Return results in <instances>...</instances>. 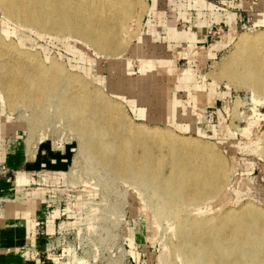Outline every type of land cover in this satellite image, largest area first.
<instances>
[{"label":"rangeland","instance_id":"1","mask_svg":"<svg viewBox=\"0 0 264 264\" xmlns=\"http://www.w3.org/2000/svg\"><path fill=\"white\" fill-rule=\"evenodd\" d=\"M74 1H67L68 5L72 6ZM82 1V9L87 7L96 11L103 6L102 18L115 14L109 10L108 0ZM139 1L133 9V20L129 22L134 32L132 29L128 31L130 34L122 32L121 51L111 53L104 52L96 44L87 45L89 42L86 44L82 37L79 39L67 32L47 33L40 28H25L0 10V52H5L0 53L4 54L0 56V72H3L0 84H6L9 79L20 81L21 91L28 89L29 97L35 98L43 94L41 104H44L39 109L37 103L22 96L20 90L17 97L12 98L16 103L4 93V98L0 95L4 116L18 126L30 147L47 144L53 150L66 145L74 148L70 168L56 173L63 178L61 183L67 186L71 195L68 198L58 195L56 199L65 200L62 204L58 202V209H66L72 204V211L58 220L68 221L61 241L68 255L57 251L61 259L58 264H74L79 260L85 264H185L174 252L172 244L178 228L174 220L156 217V198L152 188L134 180L115 178L109 167L87 155L82 145L85 141L74 132L79 124L77 115L71 110L65 113L63 106L64 97L74 99L81 94L83 86L91 91H100L110 101L121 105L125 119L135 126L143 123L150 127L170 128L177 137L186 136L192 141L210 145L211 150L220 155L221 161L215 162L222 179H227L223 193L227 197L222 194L218 197L222 200L209 201L211 205L216 204L212 207L224 204L222 209L225 210L251 204L264 210V121L257 119L258 113L264 114V96L255 94L248 84L234 85L223 74L224 63L236 55L243 38L264 33V0ZM150 20L162 29L176 25L185 30H188L190 20H206L208 31L207 37L195 47L165 50L172 63V71L161 72L160 80L154 82L156 87L146 84L141 93L138 89H131L135 81L144 77V70L140 67L142 58L133 55L132 48L151 25ZM201 46L205 47L201 49ZM211 53L214 54L209 56ZM54 63L62 65L64 72L56 70ZM164 65L157 70H165ZM55 71L56 75L53 74ZM165 74L168 76L162 78ZM185 76V87L177 88L178 78ZM52 88H56L55 92ZM139 109L143 110L140 112ZM37 175L39 178L34 179V187L45 191L40 185L42 180L55 174L38 172ZM218 200L222 201L221 204L225 200L229 204L217 205L220 203ZM195 208L197 206L191 208L192 212ZM132 250L139 254L137 259L131 254ZM46 261L53 264L47 257Z\"/></svg>","mask_w":264,"mask_h":264},{"label":"bare ground","instance_id":"2","mask_svg":"<svg viewBox=\"0 0 264 264\" xmlns=\"http://www.w3.org/2000/svg\"><path fill=\"white\" fill-rule=\"evenodd\" d=\"M67 1L69 0H0V10L9 19L16 21L25 28H40L47 33L49 31H57L61 34L67 32L78 38L82 37L87 41L83 40L86 44L89 42L87 45L96 44L105 50L104 52L109 51L111 53L120 50L122 47V40L124 39H121L122 36L120 37V35L122 32L131 31L132 24L130 25L129 22L133 20L131 18L134 14L133 9L140 2L139 0H108L111 14L113 12L115 14H112V17L102 18L105 10L102 5L101 8L94 11L87 7L82 9V0H75L72 6H69ZM207 31L205 26V38ZM132 32H134L133 29ZM142 35L138 39L139 42H141ZM130 36L128 35V37ZM204 47L201 46V49ZM37 54L36 57H38ZM132 54L142 58L141 70H144V77L135 81L131 89H138L142 93L146 84L155 88L154 82L160 79L159 74L169 69L158 71L157 67L161 66L156 65L157 62L155 64L153 60H144V52L139 43L133 46ZM213 54L208 55L212 56ZM43 62L41 63L42 67ZM53 67L64 72V67L58 63H54ZM2 73L0 72L1 75ZM56 73L55 71L53 74L56 75ZM223 74L231 83L238 84L237 86L248 84L255 94L264 96V33H256L243 38V43L236 55L224 63ZM19 77L18 79H20ZM66 77L69 80L68 74ZM53 78L56 80L55 77ZM4 79L6 80L5 77ZM37 79L39 80V78ZM178 80L177 88H184L187 76L179 77ZM19 82L9 79L6 84H0L2 86L0 87L1 98H4V93L8 96L5 95V97L10 99H14L15 95L17 97L20 85H22ZM55 85L59 86L60 84ZM56 88H52L54 92ZM27 91L29 90L21 91L22 96L24 95L32 102L37 103L39 109L43 108L44 104H41L43 94L36 96L37 98L29 97L30 91L28 93ZM63 95L62 97H64ZM63 101V106L66 108L65 113L71 110L73 114L77 115L79 124L74 132H77L78 136L85 141V145H82L91 159L109 167L110 173L115 178L134 180L152 188L153 196L156 198V217L158 219H172L178 228L175 235L176 240L172 244L174 252L181 258V262L185 264H264V210L261 211V208L251 204H243L239 208H224L225 210H223V203L229 204V198V203H226L225 200L222 203L223 206L217 208L212 207L216 204L208 203L211 200L214 202L225 192L224 186L227 180L222 179L220 169L215 162L221 161L220 155L215 150H211L210 145L197 140L192 141L186 136L177 137L175 135L177 133L170 128L150 127L143 125V123L142 126L137 124L135 126L134 123L132 124L125 119L121 105L113 103L100 91L88 90L86 86H83L81 94L76 95L74 99L64 97ZM14 103L16 102L14 101ZM257 119L260 122L261 120L264 121V114L258 113ZM123 131L127 133L124 132L126 136L123 135ZM107 137L110 138L107 139ZM226 195L223 194V196ZM221 200H218L220 203L217 205L221 204ZM71 205L70 203L65 209L66 212L72 211ZM195 206L197 208L192 212L191 208ZM188 207L191 208L187 211ZM56 213L60 215L61 211L57 210ZM131 245L135 246L133 243ZM131 254H134L135 258L139 255L135 250H132ZM51 261L53 264H58L61 259L56 255H51ZM70 263L66 262L65 264ZM74 264L85 263L79 260L78 263L74 262Z\"/></svg>","mask_w":264,"mask_h":264},{"label":"crops","instance_id":"3","mask_svg":"<svg viewBox=\"0 0 264 264\" xmlns=\"http://www.w3.org/2000/svg\"><path fill=\"white\" fill-rule=\"evenodd\" d=\"M149 22L141 42H137L144 52L143 59L153 60L159 66L166 64L171 71L172 63L165 50L195 47L206 36V20H190L188 30L176 25L162 29L152 20ZM73 151L69 145L60 150L50 149L47 144L30 147L18 126L4 116L0 105V164L10 168L7 178L0 177V264H47V234L56 232L58 213L51 208L46 192L34 187L33 181L38 180V172L67 171ZM39 222L42 225L38 226Z\"/></svg>","mask_w":264,"mask_h":264},{"label":"built area","instance_id":"4","mask_svg":"<svg viewBox=\"0 0 264 264\" xmlns=\"http://www.w3.org/2000/svg\"><path fill=\"white\" fill-rule=\"evenodd\" d=\"M9 173H10V168L6 164H0V177L7 178ZM60 177H61L60 175H57L55 173V175L49 176L48 179H43L42 184L39 183L40 185L44 186L43 188L46 192V196L50 203L51 208L61 211L60 215L58 216V220H60L62 216H64L66 213H69V212H66L65 209H61V208L58 209L59 208L57 205L58 202L62 204L63 202H65V200L64 199L58 200L56 198H58V195L64 196L67 198L71 196L68 192L69 190L67 186L64 183H61L63 178L61 177L60 179ZM57 178H59V181H57L58 180ZM67 222L68 221H65V220L59 221L58 226H57L58 229L56 230V232L53 234H47V242L49 244V248H48L46 257L50 261H51V255H56L59 257V255L56 254L57 251L59 250H61L62 255L64 256L68 255V251H66L67 250L66 246H63V243H61V241L64 240L62 236L65 232V227L67 225ZM37 225L38 226L42 225V222L37 223Z\"/></svg>","mask_w":264,"mask_h":264}]
</instances>
